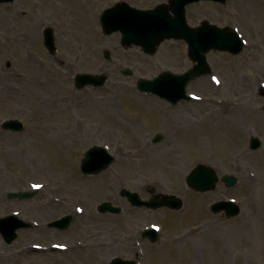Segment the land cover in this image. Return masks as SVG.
<instances>
[{
	"label": "rangeland",
	"instance_id": "374dc122",
	"mask_svg": "<svg viewBox=\"0 0 264 264\" xmlns=\"http://www.w3.org/2000/svg\"><path fill=\"white\" fill-rule=\"evenodd\" d=\"M83 1L0 4V217L14 214L33 224L19 230L12 244L0 235V264H112L115 258L137 264H264V172L259 170L264 131L258 130L260 119L252 114L256 107L264 119V0L202 1L188 7L190 24L208 20L235 28L245 47L236 56L209 52L213 73L191 82L187 92L193 99L176 106L140 92L137 82L166 70L180 74L193 67L187 44L165 41L149 56L135 46L125 49L121 33L105 35L100 23L102 12L119 2L150 9L168 0H87L89 10L97 12L91 26L94 41L86 52H77L83 44L80 34L85 32L79 28L84 13L77 9ZM30 26L39 28L35 36L25 35ZM46 28L54 31V53L44 44ZM5 30L15 32L18 41ZM23 48L31 67L22 62ZM91 52L97 57H89ZM106 52L110 59L105 58ZM126 70L132 74L126 75ZM18 73L28 77L20 81ZM92 73L105 76L106 84L76 89L75 76ZM136 100L143 103L135 104ZM150 103L158 105L160 112L142 107ZM208 116L214 121L240 118L248 134L236 131L240 141L231 149L204 137L202 156L196 147L197 132ZM8 119L21 120L24 131H3L1 123ZM157 134L163 138L153 143ZM252 137L261 140L260 149H250ZM139 142L150 145L156 157L137 156V164L129 162ZM94 145L105 147L115 162L100 175L86 178L80 163L85 149ZM198 163L214 168L220 178L235 175L237 186L228 189L220 181L215 192L189 189L186 176ZM180 166L184 171L174 173ZM91 183L101 184L103 190H85ZM125 189L143 200L175 195L184 200V207L179 211L135 208L122 196ZM10 192L34 196L10 200ZM109 200L121 206L119 215L98 212V205ZM222 200L239 204L240 215H215L211 205ZM67 214L73 218L68 229L48 227L47 223ZM153 227L159 229L157 243L142 237L144 230ZM103 231L115 239L111 242L114 255L72 249L87 233ZM125 233L129 240L121 241Z\"/></svg>",
	"mask_w": 264,
	"mask_h": 264
},
{
	"label": "water",
	"instance_id": "95a60500",
	"mask_svg": "<svg viewBox=\"0 0 264 264\" xmlns=\"http://www.w3.org/2000/svg\"><path fill=\"white\" fill-rule=\"evenodd\" d=\"M15 0H0V3H11ZM201 0H170V6L160 5L153 10H139L129 6L125 2L117 4L115 7L106 10L102 17L101 23L103 31L106 35L114 32L122 34V45L125 48L137 46L151 56H154L159 46L166 40H185L188 44V54L194 66L183 74H174L167 71L160 74L153 80L140 79L138 81V90L158 95L167 100L172 105H177L183 100H191L187 95L188 84L202 77L211 74V68L207 60L206 54L212 50L220 52H229L233 55H240L243 50L244 42L235 30L230 27L220 28L203 21L201 26L192 28L186 21V6L199 2ZM220 3H226L227 0H211ZM175 16H172L169 11ZM45 45L53 52L55 50L54 33L48 28L44 32ZM109 58V54H105ZM127 75L132 72L127 70ZM106 83V77L91 74H79L76 76L75 84L77 89H84L91 85L94 87H102ZM2 128L7 131L21 132L24 125L18 120H8L3 122ZM162 135H157L154 142H159ZM261 142L258 138L253 137L250 148L252 150L259 149ZM81 164V171L86 175H97L109 167L115 158L105 148L101 146L91 147L84 156ZM220 178L213 168L205 164H197L196 167L188 174L186 183L189 188L198 192L206 193L216 189ZM227 188L234 187L238 182V178L234 175H226L222 178ZM123 195L129 198V201L136 207L146 206L151 209H157L162 206H168L174 210L183 207L182 200L175 196H166L160 199L144 201L136 193L128 190ZM33 194L29 193H10L9 199L19 198L28 199ZM212 211L220 213L226 212L228 217H235L240 213V207L234 202H218L212 205ZM102 213L113 212L119 213L121 208L113 207L106 202L98 207ZM72 221L71 216H66L60 220L49 223L50 228L65 230ZM30 223L19 219L15 215L0 218V234L4 240L11 244L17 238V231L29 228ZM144 237L149 238L152 242L158 241V232L156 229L146 230L143 232ZM112 264H136L134 261H126L119 258L113 260Z\"/></svg>",
	"mask_w": 264,
	"mask_h": 264
},
{
	"label": "bare ground",
	"instance_id": "6f19581e",
	"mask_svg": "<svg viewBox=\"0 0 264 264\" xmlns=\"http://www.w3.org/2000/svg\"><path fill=\"white\" fill-rule=\"evenodd\" d=\"M90 3L87 0H84L82 4H79L77 6V9H81L84 13V17H85V21L79 26V28L81 30H85L84 33L80 34V37L83 40V44L82 46L79 48L77 47L76 51L79 52V50L86 52L87 49L90 47L88 44H90L91 42H93V37H94V33L95 31L92 29V23L94 22L96 16H97V12L96 11H90L88 8V5ZM25 32L26 36H35L38 32V27H32ZM5 34L8 36V34L11 36V38L16 39V42L18 41L17 36L15 37V32H13L12 30H5ZM92 45V43H91ZM35 46V45H34ZM36 48V46L34 47ZM25 49H22V55L24 56V59L22 60V62L24 61V64L26 65V67H31V64L29 63V61L31 60L29 57L24 55ZM37 48L35 49V55H37ZM91 58L97 57L96 54L94 53H90L88 55ZM38 65L41 64V62H35ZM96 64V63H95ZM45 67H47L48 69H51L50 65H45ZM45 67H41V70L43 71V69ZM35 71L37 72V67H35ZM26 77H28L25 73H18L17 74V79L19 78L20 81L26 79ZM153 102V101H150ZM141 105V103L138 100L135 101V104ZM155 104V103H154ZM153 103H150V105L148 106H142L145 108H150V109H157L158 112H160V108L157 106H153ZM210 105L216 106L218 108L221 109V105L216 104L215 102H211L209 103ZM222 111V110H221ZM218 112V111H217ZM240 112V111H238ZM252 114H254V116L259 117V122L261 125H258V130L260 132L264 131V119H262L260 117V110L255 108H252ZM205 122V125L202 129L199 130V132H197V141H196V147L200 153V155H205V144L204 142H202L204 140V137L207 140L212 141L214 144L220 146L221 148H225V149H231L232 147H234L236 144H238V142L240 141V138L238 137V133L236 131L239 132H243L245 133V130L247 131L246 133L248 134V130L246 129V127L242 124L241 119L240 118H234V120H227L224 118H219L217 121H214L213 119L210 118V116H208L205 120H202ZM238 126L239 129L236 127ZM137 146V150L135 152L132 153L131 158H129V162L134 163V161L137 164V161H140V158L137 156H143L145 158H154L156 157V155L153 153L152 148L150 145H145L143 143H140L136 145ZM176 152V151H174ZM240 155H244V152H239ZM264 153V152H263ZM130 154V152L128 153ZM147 156V157H146ZM158 158L162 159V162L164 163V158L158 155ZM137 159V161H136ZM182 168L181 166L174 169V173H182L184 171V169H180ZM259 170L260 172H264V158L261 160V162H259ZM173 172V169H172ZM257 179L259 180V176H257ZM264 179V176L261 175V180ZM101 184H97V183H91L88 184L87 186L84 187L85 190H89V192H101L103 189L99 188ZM248 185H251L250 183ZM157 192H159L157 190ZM88 235L85 237V239H83L82 243L79 244L77 246V244L73 243V248L72 249H81V250H86V252H90L93 253L95 252V255H98L100 252L102 251H109L110 254L114 255V251L112 252V248L114 247V245L111 243L113 241H115V239L111 236V233H109V231H103L102 234H92V233H87ZM125 240H129V236L127 235V233L123 234V236H121V241H125ZM108 257V255L106 256ZM102 260L108 261V258H102ZM110 261V260H109Z\"/></svg>",
	"mask_w": 264,
	"mask_h": 264
},
{
	"label": "flooded vegetation",
	"instance_id": "af4514ba",
	"mask_svg": "<svg viewBox=\"0 0 264 264\" xmlns=\"http://www.w3.org/2000/svg\"><path fill=\"white\" fill-rule=\"evenodd\" d=\"M160 3H161V4H162V3H167V1H163V2H160ZM158 4H159V3H158ZM187 18H188V17H187ZM188 22H189V19H188Z\"/></svg>",
	"mask_w": 264,
	"mask_h": 264
}]
</instances>
